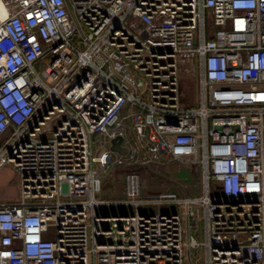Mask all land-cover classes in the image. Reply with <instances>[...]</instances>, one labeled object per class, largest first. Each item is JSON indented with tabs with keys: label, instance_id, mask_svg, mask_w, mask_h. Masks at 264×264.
I'll use <instances>...</instances> for the list:
<instances>
[{
	"label": "built area",
	"instance_id": "2783aa9c",
	"mask_svg": "<svg viewBox=\"0 0 264 264\" xmlns=\"http://www.w3.org/2000/svg\"><path fill=\"white\" fill-rule=\"evenodd\" d=\"M0 8V264H264V0ZM162 168L199 194L142 196Z\"/></svg>",
	"mask_w": 264,
	"mask_h": 264
},
{
	"label": "rangeland",
	"instance_id": "374dc122",
	"mask_svg": "<svg viewBox=\"0 0 264 264\" xmlns=\"http://www.w3.org/2000/svg\"><path fill=\"white\" fill-rule=\"evenodd\" d=\"M182 94L187 104H198V101L193 99L194 94L186 82L182 84ZM125 174L126 170L122 168H116L108 174L103 181L100 197L106 200L122 199ZM140 174L142 177V196L144 197L163 194L169 189H175L182 194L198 195L202 185L200 173L193 177L186 169L176 173L173 168L169 170L162 168L154 172L142 170ZM18 180V176L11 166L5 165L0 169L1 201H16L19 198ZM194 255L196 256L198 253L194 252Z\"/></svg>",
	"mask_w": 264,
	"mask_h": 264
},
{
	"label": "water",
	"instance_id": "95a60500",
	"mask_svg": "<svg viewBox=\"0 0 264 264\" xmlns=\"http://www.w3.org/2000/svg\"><path fill=\"white\" fill-rule=\"evenodd\" d=\"M119 141H120V139L113 140L112 141V148L111 149L113 151H118L119 153L124 154L125 153V150L123 148H120L119 147Z\"/></svg>",
	"mask_w": 264,
	"mask_h": 264
},
{
	"label": "bare ground",
	"instance_id": "6f19581e",
	"mask_svg": "<svg viewBox=\"0 0 264 264\" xmlns=\"http://www.w3.org/2000/svg\"><path fill=\"white\" fill-rule=\"evenodd\" d=\"M0 15H2L1 8H0Z\"/></svg>",
	"mask_w": 264,
	"mask_h": 264
}]
</instances>
